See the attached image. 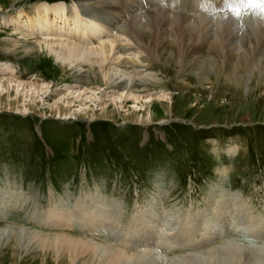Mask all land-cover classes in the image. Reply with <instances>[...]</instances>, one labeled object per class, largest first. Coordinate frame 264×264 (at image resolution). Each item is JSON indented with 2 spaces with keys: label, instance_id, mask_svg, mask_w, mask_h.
Wrapping results in <instances>:
<instances>
[{
  "label": "rangeland",
  "instance_id": "1",
  "mask_svg": "<svg viewBox=\"0 0 264 264\" xmlns=\"http://www.w3.org/2000/svg\"><path fill=\"white\" fill-rule=\"evenodd\" d=\"M78 4L0 0V22L11 23H0V64L12 66L0 78L46 88L35 99L19 97L28 111L8 104L14 103L15 91L10 89V101L2 92L0 264H110L119 251L136 261L149 253L146 264H156V258L161 264H264V68H195L163 57L148 68L116 64L141 78L148 73L152 79L137 82L132 94L155 98L147 109L128 96L119 108L109 98L127 88L105 75L112 64L70 66L44 43L28 48L38 44L35 36L68 40L75 35L72 40L92 46L113 38ZM42 5L56 9L47 13L44 33L39 28L23 37L29 23L19 13ZM14 18L20 23L11 22ZM142 38L140 49L127 42L136 45L126 57L147 54L149 42ZM85 88L84 98L93 97L86 99L85 111H72L81 107L78 101L67 115L52 109L68 90ZM166 94L168 101L161 97ZM61 208L73 214L106 208L109 229L83 219L51 228V216ZM40 234L109 247L101 250L103 256L97 249L57 251L47 248Z\"/></svg>",
  "mask_w": 264,
  "mask_h": 264
},
{
  "label": "bare ground",
  "instance_id": "2",
  "mask_svg": "<svg viewBox=\"0 0 264 264\" xmlns=\"http://www.w3.org/2000/svg\"><path fill=\"white\" fill-rule=\"evenodd\" d=\"M134 1L137 2L135 4H130L129 2L122 0H80L81 4L78 5L82 8V12L85 15H87L91 19H94L95 21H98L100 24H103L104 28L106 29L109 28L110 31H112L111 33L115 34V35L113 34L114 35V36L112 35L113 38L109 40H106L104 42L102 41L101 43L97 42L96 46L87 44L88 42L84 43V40L83 42L82 40L81 42L72 40L75 37V35L72 39H68V40L67 39L64 40L63 38L55 39L51 37L50 38L42 37L41 39L39 38L40 39L39 40L38 37L35 36L38 44L34 45L29 43L28 48L29 50H35L41 47L40 46L41 43H44L47 46V50L49 51L50 54H52L61 63L63 64L65 63L70 66L75 65L76 63H84V62L89 64H100V65H104L106 63H109V65L112 64V67L109 69L108 74L106 73L105 75L109 76L111 82H116V83L117 82L119 83L121 81L125 82L126 84L125 88H127V91L125 92L123 91L122 93H120L119 96L110 95L112 97L109 99L117 107L119 106V108L124 107L123 101L127 99L128 96L130 98H133V100H135L136 102L141 103L142 104L141 106L147 109H149L150 104H152L155 98L154 96L151 95L143 97L140 95L132 94V91L135 90V89L132 90V88L135 86L137 82L146 83L148 82V80L152 79L146 77L148 73H145L146 74L144 75L145 77L141 78L139 77L138 72L133 74L131 73V71L128 72L117 69L116 64L126 65V67L130 65L137 67L143 66L148 68L149 65L152 66L153 63L156 62L157 58L163 57L166 58L171 64H173L176 60V62L179 64L185 66H191L195 68L201 66L203 67L232 66L233 68L255 66L257 68L259 67L264 68V19L255 16L243 15V12H242L243 18L236 19L234 15L228 14V6L223 2V0H219V1L216 0V2L212 6H205L204 0H134ZM122 2L125 4V6H123ZM120 3L121 5H119ZM92 4H98L99 8H101L102 14H98L96 10L97 6H93ZM166 5H168V7H166ZM146 6L148 7L146 8ZM151 6H153V8ZM169 7L171 8L170 10ZM262 7H264V5L259 6L251 11H260ZM29 9L26 10L25 12L19 13V15H23L24 17H26L29 23L28 30L22 32L23 37L31 36L32 34L35 35V32H37L39 28L42 31L43 24L47 20L46 16L48 17L47 13L50 10L51 11L56 10L54 9V7L53 8L50 7V9L46 8L45 5L31 7ZM201 9L203 11L200 12ZM183 10H188V11L186 12ZM226 16H228L227 19L225 18ZM66 20H67L66 18L62 19V21L64 22ZM12 21L15 23L16 22L20 23V21L19 20L17 21V19L15 18L11 19V22ZM0 23L11 25V23L8 20H4L3 22ZM31 26H33V29H31ZM123 34H128L127 37L129 38V40L130 39L133 40L137 44V47L139 49L140 47H143V46H139V45H143L141 43V39H143L142 37L147 38L149 43H146L144 45L146 48L144 50L147 51V54L145 56H138L136 59H131L129 56L128 57L130 59L126 57V55L129 54V51L135 48L133 47V45L136 44L130 45L129 43H127L129 40L127 38H126L127 40L122 39V36H124ZM11 68H12L11 65L0 64V72H2V74L3 73L8 74ZM198 72H201V70ZM141 75L143 76V74ZM10 89H12V91H15L16 98H14L15 100L13 99V102L15 104L14 103L11 104L8 103V104L10 106H13L17 110H21L20 106H23V109L25 111H28L30 109L29 104H27L28 106H26L25 102H22L21 104L19 97L23 95L24 97L29 96L35 99L36 96L40 92L44 91V89L46 88L44 87L43 84H36L33 83L32 81H30V83L29 82L24 83L20 80L18 81L17 79H14L13 77L7 76L6 78H0V102H2L3 99L1 97L3 91H6V93H8L7 98L10 97V93H9ZM70 90L67 91V94H62L59 100L56 99L57 101H55L54 104H52L51 107L52 109L56 110L55 111L56 113L58 111L61 114L62 112L66 115L69 114L71 111V104L75 103L76 101H78L79 106L81 107L78 109H74L72 111H85L86 108H88V106H86V99L93 97L88 96L84 98V95L86 94V88L85 90H74V91H70ZM91 90L92 89L90 88L89 91ZM161 97L166 99L167 101L168 99H170L168 94ZM94 98H98V100H102L100 96H95ZM83 205L87 207L88 203L86 202ZM60 210L61 211H57V212L55 211L51 216L52 221L48 225L51 228L53 226L66 227L67 224L69 223L71 224L76 223L77 221L83 219L84 224L97 225L98 223L99 226H102V230L109 229L107 223L109 212H107L108 210L106 208H97L96 210H94V212L89 209L82 210V208H80L77 211V213L75 212L74 214L65 211L63 208H61ZM147 217L149 218L148 215ZM80 224L82 225V223ZM146 225L147 224L145 223V228H143V230H145L144 231L145 233H146V228L148 226ZM46 235L40 234L39 236L41 240L45 242L43 244L47 246V248L56 249L57 251H62L70 247H72V249L75 250L83 249L86 251L89 250L95 251V249H97L99 251L101 250L108 251L107 250L108 245L101 244L100 246L97 245L96 243H92L91 241L84 242V240L82 241L81 238L80 240H76L78 238L75 239L73 237L71 238L64 234L62 236L60 234H57L54 235V239H52L51 238L52 236H49L47 238ZM127 235L128 234H126L125 237ZM15 236H16L15 238L16 240H18L20 237L18 234H15ZM125 237H123V239ZM132 239L134 238L132 237ZM128 240L129 239H127V241ZM102 253L103 256L104 251ZM110 253L112 254L114 252H110ZM117 253H118L117 255L119 256H116L115 260L111 261L110 264H123V263L146 264L147 262L145 263L144 260L147 258V255L149 254V253L144 254L145 255V256L143 255L144 257H139L140 261H136L135 259L134 260L129 259L128 256L127 258H125L126 256H124L123 251L122 252L119 251ZM109 258H110L109 255L106 256L104 262H106ZM124 259H126V261ZM155 260H157L156 264H161V261L159 259L156 258Z\"/></svg>",
  "mask_w": 264,
  "mask_h": 264
},
{
  "label": "snow or ice",
  "instance_id": "3",
  "mask_svg": "<svg viewBox=\"0 0 264 264\" xmlns=\"http://www.w3.org/2000/svg\"><path fill=\"white\" fill-rule=\"evenodd\" d=\"M216 0H204L205 6H212ZM228 6V14L234 15L236 19H242L243 15L255 16L264 19V7L260 11H251L264 5V0H223ZM226 19L228 16L225 17Z\"/></svg>",
  "mask_w": 264,
  "mask_h": 264
}]
</instances>
